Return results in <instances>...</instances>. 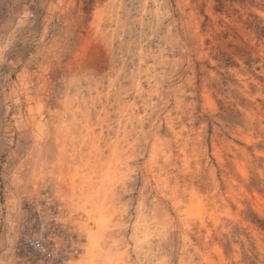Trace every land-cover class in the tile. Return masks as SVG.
Returning <instances> with one entry per match:
<instances>
[{
  "label": "rangeland",
  "instance_id": "rangeland-1",
  "mask_svg": "<svg viewBox=\"0 0 264 264\" xmlns=\"http://www.w3.org/2000/svg\"><path fill=\"white\" fill-rule=\"evenodd\" d=\"M95 168L116 173L101 195ZM86 175L98 204L76 211ZM93 242L264 264V0H0V264Z\"/></svg>",
  "mask_w": 264,
  "mask_h": 264
},
{
  "label": "bare ground",
  "instance_id": "bare-ground-1",
  "mask_svg": "<svg viewBox=\"0 0 264 264\" xmlns=\"http://www.w3.org/2000/svg\"><path fill=\"white\" fill-rule=\"evenodd\" d=\"M88 162V161H87ZM110 163V162H109ZM119 163H120V161H119ZM97 164V163H96ZM102 165V164H101ZM98 166V165H97ZM115 166V165H114ZM118 166V165H117ZM94 167H95V165H94ZM93 167V168H94ZM99 167V166H98ZM103 167V166H102ZM109 167H111V166H109ZM104 168V167H103ZM118 168V167H117ZM116 168V169H117ZM105 169V168H104ZM113 170V169H112ZM110 168L109 169H107V171L105 172V170H103L104 172L102 173V170H101V172H100V170L98 169V168H95V169H93V173H95V174H98V179H97V181L98 180H100V178H101V176H102V178H103V180H100V185H99V187H97V189H98V191H99V193L100 192H103V186L105 185H103V184H101V183H103V181H104V179H106L105 178V176L107 177L108 176V174L109 173H111V171H112ZM114 171H115V169H114ZM92 172H90V174H91ZM113 173H115V172H113L112 171V173L111 174H113ZM110 174V175H111ZM115 175H116V173H115ZM75 176V175H74ZM111 176H113V175H111ZM91 177H93V175L91 176V175H86L85 177H83L82 179L80 178V183L78 184V185H74L73 183H72V181H71V183L73 184V186L72 187H74V188H76L77 190H78V193H80V195L79 196H83V198L86 200H84L83 202H82V204L80 205V204H76V205H74L75 207V210L76 211H78V210H85V207H86V204H90L92 201H94L93 199H94V196L92 197V193H94V191L92 192L91 191V189L93 188V187H95V183L94 182H92V180H91ZM110 177V176H109ZM116 177V176H115ZM74 178V177H73ZM95 178V177H94ZM74 180V179H73ZM109 181H111V178L109 179ZM75 182V181H74ZM107 182V181H106ZM99 183V182H98ZM98 183H96L97 185H98ZM110 184V183H109ZM107 185H108V182H107ZM106 185V186H107ZM110 186V185H109ZM106 188V187H105ZM67 189H69V188H67ZM72 190V189H71ZM71 190L69 191V192H71ZM74 191V190H73ZM98 191H96V192H98ZM105 191V190H104ZM107 192V191H106ZM74 193V192H73ZM96 194V193H95ZM104 194V193H103ZM107 194V193H106ZM72 195V194H71ZM100 195H101V193H100ZM99 195V196H100ZM76 196H78V195H76ZM97 196V195H96ZM82 198V199H83ZM105 198V197H104ZM81 199V200H82ZM115 200V199H114ZM179 200V199H178ZM101 201V200H100ZM100 201H98V202H100ZM102 201H103V199H102ZM101 201V202H102ZM105 201V200H104ZM181 201V200H180ZM180 201H176V202H174V206H175V208H179L178 207V205L180 204ZM69 204H71L70 203V198H69ZM94 202H96V201H94ZM73 203V202H72ZM78 203V202H77ZM106 204L105 205H107V202H105ZM68 204V205H69ZM92 204H93V202H92ZM98 204V203H97ZM97 204H95V205H97ZM91 205V204H90ZM89 205V206H90ZM94 204H93V206H95ZM104 206V205H103ZM180 206V205H179ZM72 207V206H71ZM98 207V206H97ZM100 207V206H99ZM90 208V207H89ZM108 208V207H107ZM92 209H93V207H92ZM102 209V208H101ZM99 210V209H98ZM98 210H97V212H98ZM94 211V210H93ZM101 212V211H100ZM99 212V213H100ZM102 212H104V211H102ZM87 214V213H86ZM77 215V214H76ZM90 217H91V214L89 215ZM93 216V215H92ZM72 223V222H71ZM89 223V222H88ZM92 223V222H91ZM88 227V226H87ZM90 228V227H89ZM80 229H81V231H87L88 233H89V230L87 229L86 230V226H82V228L80 227ZM80 231V230H79ZM81 233V232H80ZM84 233V232H83ZM83 235V234H82ZM94 238V237H93ZM96 240V239H95ZM112 241V240H111ZM91 242V241H90ZM109 244V243H108ZM111 244H112V242H111ZM92 246H91V248L90 249H88V254H87V256H86V258H84L83 259V262L81 263L80 262V264H118V263H116L115 262V259H114V256L113 255H111V254H109V251H106L105 252V254L104 253H102L103 251H102V249H100V247H99V245H97L96 243H94L93 242V244H91ZM101 246V245H100ZM103 246V245H102ZM107 246H109V245H107ZM112 246H113V244H112ZM114 246H115V244H114ZM102 248V247H101ZM111 249H113V248H111ZM104 250V249H103ZM114 254V253H113Z\"/></svg>",
  "mask_w": 264,
  "mask_h": 264
},
{
  "label": "built area",
  "instance_id": "built-area-1",
  "mask_svg": "<svg viewBox=\"0 0 264 264\" xmlns=\"http://www.w3.org/2000/svg\"><path fill=\"white\" fill-rule=\"evenodd\" d=\"M29 244L33 250L42 254L43 256L46 254L45 247L43 245V231L40 229L39 233H36L29 239Z\"/></svg>",
  "mask_w": 264,
  "mask_h": 264
}]
</instances>
